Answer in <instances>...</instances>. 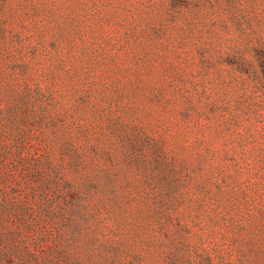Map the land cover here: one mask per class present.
I'll use <instances>...</instances> for the list:
<instances>
[{"label": "rangeland", "instance_id": "rangeland-1", "mask_svg": "<svg viewBox=\"0 0 264 264\" xmlns=\"http://www.w3.org/2000/svg\"><path fill=\"white\" fill-rule=\"evenodd\" d=\"M0 264H264V0H0Z\"/></svg>", "mask_w": 264, "mask_h": 264}]
</instances>
